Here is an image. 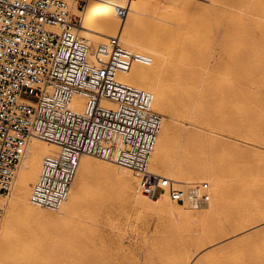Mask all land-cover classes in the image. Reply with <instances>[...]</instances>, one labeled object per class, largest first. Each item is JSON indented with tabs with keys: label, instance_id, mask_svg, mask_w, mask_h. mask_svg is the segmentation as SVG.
<instances>
[{
	"label": "rangeland",
	"instance_id": "rangeland-1",
	"mask_svg": "<svg viewBox=\"0 0 264 264\" xmlns=\"http://www.w3.org/2000/svg\"><path fill=\"white\" fill-rule=\"evenodd\" d=\"M193 1V8L184 10L165 0L154 8L146 6L144 34H152L154 22L176 29L184 41L178 48L186 49L190 65L200 77L197 88L202 96L219 101L227 94L233 101L240 37L249 27L255 29L256 22H264V13L252 15L251 4L258 0ZM163 50L170 53L174 48ZM161 82L166 85L161 87ZM161 82L156 87L169 94L172 81ZM159 106L154 109L163 117L160 134L164 125L173 127L168 157L177 167L198 163L212 166L218 173L225 170L228 194L221 195L218 187L202 179L200 182L211 186V202L198 209L185 204L192 216L178 221L171 216V203L182 204L168 194V203H149L131 171L88 155L95 162L93 171L82 185L78 171L70 197L81 189V200L66 214L34 206L29 218L19 217L11 208L16 186L0 196V264H94L92 256L109 264H186L201 256L200 264H264V99L251 126L232 118L222 124L224 109L217 103L203 111L205 129L195 132L188 128L186 115ZM157 165L151 159L149 169L184 180L183 173H169ZM223 203L227 208L221 210ZM80 212L86 219L72 225L71 219Z\"/></svg>",
	"mask_w": 264,
	"mask_h": 264
},
{
	"label": "built area",
	"instance_id": "built-area-1",
	"mask_svg": "<svg viewBox=\"0 0 264 264\" xmlns=\"http://www.w3.org/2000/svg\"><path fill=\"white\" fill-rule=\"evenodd\" d=\"M90 2L109 5L121 21L132 10V0H0V196L39 139L57 151L43 157L32 185L37 208L58 211L68 200L83 155L131 171L152 199L209 205L208 182L189 186L149 171L163 117L153 93L119 73L153 57L127 47L120 32L98 44L83 36Z\"/></svg>",
	"mask_w": 264,
	"mask_h": 264
},
{
	"label": "bare ground",
	"instance_id": "bare-ground-1",
	"mask_svg": "<svg viewBox=\"0 0 264 264\" xmlns=\"http://www.w3.org/2000/svg\"><path fill=\"white\" fill-rule=\"evenodd\" d=\"M160 1L161 0H132L131 13L123 22L116 17L109 5L90 2L86 12L84 28L81 33L94 44H98L103 42L102 40H106L109 36L116 35L120 32L122 42L129 48L134 50L140 49V51L143 50L145 53H149L153 56V61L155 59V62L151 65H133L127 72L119 73L120 79L123 82L135 85L139 88L149 89L154 95V106L160 105L161 107H159L162 110H172L176 113L186 115L190 119V121H188V128H190L191 131L195 132L205 129V121L202 119L201 115L203 111L211 109L216 106L217 103L224 109L221 120L222 124L228 123L232 118L244 125L248 124L251 126L259 108V103L264 99V22H256L254 24L255 29L249 27L247 30L243 31L240 37L236 51L237 70L236 82L234 85L236 93L235 99L231 101L229 95L224 94V97L220 98L219 101H215L209 97L204 98L201 92H199L197 87L198 83L201 82L199 79L200 77L193 71L190 65L191 61L185 52L186 49L183 47L178 48L184 41L178 36L176 29L163 25L160 22H154V29L151 30L152 34L145 36L144 29L146 28L143 23L146 14L145 7L154 8ZM165 1L180 9L186 8L193 3L195 4L193 0ZM245 1L246 0H238V2L241 3ZM190 7L193 8V6ZM251 7L253 8L252 15L254 12H256L255 15L261 12L264 13V0H258V2L251 4ZM256 17H258V15ZM156 19L159 18L156 17ZM147 43H151L153 46L149 47ZM170 46L174 48V50L170 53H166L163 49ZM150 75H154L155 78H150ZM162 79L172 81L169 94H166V90H159V87H156ZM162 84L166 85L161 82V87L164 86H162ZM224 90L227 92L226 88ZM230 110L232 112L228 113ZM172 141L173 127L164 125L163 133L159 135L152 156V161L158 163L157 168L159 167L169 173L174 171L183 173L184 180L175 179L173 177L170 178L187 183L189 186H193L202 179H206L214 184L215 187L219 188L221 195L228 194L226 193L228 187L225 180V170L224 172L220 170V173H218L219 171L212 166L200 165L198 163H192L185 167H177L175 161L168 157V149ZM55 151H57L56 145L43 140L34 139L29 143L23 158L22 170H20L19 174L17 173L18 177L16 175L17 179L15 177L14 180L16 190H14L15 196L13 197L14 201L12 200L13 203L11 208L17 216L29 218L34 211V206L30 202L32 185L38 178L43 157ZM186 156L191 158L192 162L195 161L191 153H187ZM94 164V160L88 157V155L81 156L78 170L81 185L90 178ZM149 171L151 170L149 169ZM216 172L218 173L217 175L215 174ZM129 188V185H126L125 191H128ZM231 191L233 193L235 192V190ZM143 196L148 197L146 195ZM80 198L81 189L75 197L72 195L68 198L58 210V213L60 215L63 213L66 214L71 207H77L80 203ZM148 198L149 200L146 199L149 203L152 202L151 204H153V202L158 205H162L166 202L168 203L166 194H161L152 201L150 200L152 198ZM223 204L224 205L220 207V209L223 208L221 210H224L226 206V203ZM1 205L2 202H0V206ZM171 205L173 207L171 216L175 220L182 221L192 216V214H190L191 212L186 210L184 205L178 206L172 203ZM226 208L227 206L225 209ZM77 215V218L71 219L70 223L72 225L80 224L83 219L87 217L83 212ZM92 257L97 258V256ZM94 258L90 260L93 261L94 264H109L105 259V261H103V259L101 260L99 257L97 259ZM202 258L203 256L195 258L192 262H187L186 264H200Z\"/></svg>",
	"mask_w": 264,
	"mask_h": 264
}]
</instances>
